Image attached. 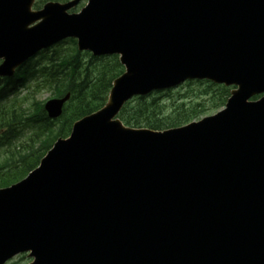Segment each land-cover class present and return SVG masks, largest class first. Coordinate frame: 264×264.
<instances>
[{
  "label": "water",
  "instance_id": "95a60500",
  "mask_svg": "<svg viewBox=\"0 0 264 264\" xmlns=\"http://www.w3.org/2000/svg\"><path fill=\"white\" fill-rule=\"evenodd\" d=\"M0 0V77L64 39L120 54L105 106L0 189V264H264V0ZM235 86L225 109L163 132L116 119L186 80ZM262 95L257 101L250 98ZM69 95L45 103L50 119Z\"/></svg>",
  "mask_w": 264,
  "mask_h": 264
},
{
  "label": "trees",
  "instance_id": "16d2710c",
  "mask_svg": "<svg viewBox=\"0 0 264 264\" xmlns=\"http://www.w3.org/2000/svg\"><path fill=\"white\" fill-rule=\"evenodd\" d=\"M121 72L116 57L94 58L79 53L74 44L68 43L40 53L18 69L13 78L0 79V188L23 179L56 140L69 136L77 120L101 108L112 80ZM194 85L200 87L198 98L210 97L209 110L223 107L229 96L228 88L189 81L176 89L134 98L118 118L126 126L152 130L198 120L206 112L205 104L200 101L188 105L186 95L180 92L187 88L195 94ZM42 93H48V98L70 94L58 119L47 117L44 102L37 99Z\"/></svg>",
  "mask_w": 264,
  "mask_h": 264
},
{
  "label": "rangeland",
  "instance_id": "374dc122",
  "mask_svg": "<svg viewBox=\"0 0 264 264\" xmlns=\"http://www.w3.org/2000/svg\"><path fill=\"white\" fill-rule=\"evenodd\" d=\"M58 1L60 2V1H64V0H58ZM39 2H40V0H39ZM79 8L77 10H79ZM192 89L194 90L195 94H191L192 92H189L187 88H183V89L180 90V92L182 94H185L186 97H187V99L185 100L186 104L189 105V104H193L195 102H200V101L203 102L205 104V108L204 109L206 110L204 116L211 115V114H213V113H215L217 111V110H209L210 107H211V104H210V97L208 95L204 96L202 98H198L197 93L200 90V87L198 85H194ZM48 97H49L48 93H42V94H38L37 95V99H39L40 101H43V102L48 100L49 99ZM29 262H30V259L26 255H22V256H18L17 258L13 259L12 261H10V262H8L6 264H13V263H15V264H27Z\"/></svg>",
  "mask_w": 264,
  "mask_h": 264
}]
</instances>
